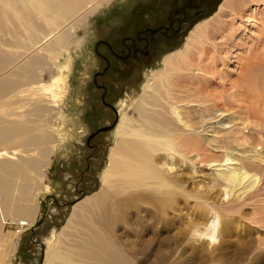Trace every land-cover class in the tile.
Segmentation results:
<instances>
[{"label":"rangeland","instance_id":"rangeland-1","mask_svg":"<svg viewBox=\"0 0 264 264\" xmlns=\"http://www.w3.org/2000/svg\"><path fill=\"white\" fill-rule=\"evenodd\" d=\"M32 1L14 0L12 4L0 0L9 16L7 28L16 29L0 31V58L7 59L0 70V80L6 76L16 79L10 74L21 71L34 55H42V48L53 43L62 48L58 39L68 32V41L57 57L47 61L40 76L46 87L54 82L61 83V86H51L49 93L60 90L63 94L50 101L46 97H36L42 98L41 105L47 107V120L44 111L39 118L46 122L43 133L47 135V141L48 135L52 138L54 150L49 156V167L45 170L41 166L37 171L41 181L37 191L31 192L36 208L32 225L23 226L17 220L0 221L5 232L0 236V264H43L49 242L56 243L76 259L88 261L81 255L80 245L88 249L90 231L73 219L72 223L69 221L73 210L84 204L85 197L95 195L102 187L101 174L108 163L109 149L115 143L119 117L123 113L126 118L137 117L134 104L140 99L145 81L156 76L163 58L184 48L186 39L198 23L212 21L216 15L219 21L227 22L226 27L232 23L233 28H237L224 30V36L217 34L214 39L220 42L229 34L239 43L238 47L230 48L227 62L218 64L219 68L227 70L226 81L236 79L240 56L243 61L257 54L264 61V0H249L243 11H236L238 13L229 7L222 8L221 4H228V0H214L210 9L177 37L169 39L158 35L148 42L146 54L132 50L124 59L113 52L126 54L128 36L137 39V46L142 44L138 40L141 38L135 35L141 29L163 23L170 0H105L91 15H85L89 10L90 0H87L69 18V15L58 16L52 8ZM31 25L36 32L33 41L29 39L33 33L28 30ZM105 42L111 45L113 52ZM254 49L257 53L252 51ZM106 59L109 64L103 70ZM262 65L258 77L264 83ZM23 72L19 75H24ZM98 72L101 73L96 81L105 87L104 100L112 104L116 112L101 101L102 88L94 83ZM58 77H61L60 81ZM31 102L32 98L24 108L16 111L32 119ZM247 104L253 107L252 102ZM254 106H258V113L264 111V105L257 103ZM232 110L226 109L222 115L210 119L206 133L205 130L200 132L204 133L205 143L216 146L219 138L228 140L231 147L227 144L220 148L214 146L208 154L177 148L166 186L170 196L159 193L162 190L153 181L139 188H126L116 195L119 206L115 215L121 213V217H114L111 230L102 228L98 220L89 227L111 236L130 264H264V122L260 121L259 115L244 116L246 112L241 118H234L236 113ZM102 126L109 128L89 138ZM212 126L223 129L212 133ZM234 130L244 133L239 135ZM242 141H245L244 145H237ZM259 159L263 161L262 166L258 165ZM231 169L238 171L237 178L242 179L241 183L238 180L229 183L224 178V171ZM254 177L256 183L250 187L248 184ZM117 181L113 179L111 186ZM213 219L216 226L214 240L200 234L205 223Z\"/></svg>","mask_w":264,"mask_h":264},{"label":"bare ground","instance_id":"bare-ground-1","mask_svg":"<svg viewBox=\"0 0 264 264\" xmlns=\"http://www.w3.org/2000/svg\"><path fill=\"white\" fill-rule=\"evenodd\" d=\"M8 1L14 4V0ZM33 1L52 8L58 16L69 15V18L87 0ZM104 1L90 0L87 5L89 10L87 13L85 12V15H91L96 7ZM228 1V4H221L222 8L225 6L234 12H241L249 0ZM2 7L4 6L0 4V31H16L15 28L12 30L7 28L6 20L9 16ZM218 18L216 15L214 20L210 19L211 22L208 20L200 22L201 24L198 23L186 39L184 48L163 58L161 69L156 73V76L145 81L143 91L141 90L139 93L140 99L134 104L137 109V117L126 118L124 113L119 117L115 129V143L109 149L108 163L101 174L102 187L98 193L89 196L90 198L85 197L84 204L79 209L77 207L73 210L69 221L72 223L73 219L75 223L87 227L90 231L88 249L86 250V247L80 245V253L88 261L76 259L61 250V247L56 243L49 242L44 253L43 264H130L129 259L115 244L111 236L102 231L91 229L92 224L98 220L102 228L111 230L114 225V217H121V213L115 215L119 206V199L116 195L122 193L121 191L126 188L135 189L145 186L148 181L159 184L157 187L162 190L159 193L169 194L166 186L169 184L170 171L175 163V161L173 162L175 150L185 147L193 151L210 152L215 145L207 143V141L205 143L204 133L200 134V132L205 130L206 133L211 123L209 120L222 115L226 109L229 111L233 109V113H236L234 118H241L246 112L247 115L244 116L259 115L260 121L264 122V111L258 113V106H254L257 103L264 105V83L258 77L259 67L262 63V68L264 67V61H261L260 55L257 56L255 53H253L255 55L249 54L251 57L245 58L243 61V57L240 56L237 60L239 69H237L236 79L226 81L224 78L228 77L227 70L219 68L218 64L226 63L230 48L239 45V43L230 38L229 34V38L227 37L225 40L222 38L220 42H215L217 34L224 36V30L234 29L231 22L226 27L227 22L219 21ZM235 29L237 28L235 27ZM28 30L33 31L31 35L29 34V39L35 40L36 32L33 25ZM69 36L70 34L66 32L58 39L62 48ZM58 45L53 43L44 47L41 49L44 51L42 55H34L29 59L25 67L21 69L24 71V75H19L21 71L15 70L10 75L15 76L16 79L13 80L11 77L9 79V76H6L0 80V221L5 223L17 220L21 221L20 224L24 226L32 225L35 220L36 208L32 203L31 192L37 191L40 185L41 180L37 171L41 166L45 170L49 167V156L54 150L52 138L48 135L47 141V135L43 133L46 122L39 118V115L42 116V111H44V118L47 120L48 110L47 107L41 105L42 98L46 97L47 100L57 98V95L60 96L61 93L60 90L59 94L54 90L49 93L51 86H61L60 82H54L55 84H49L50 86L46 87L40 81V76L47 61H52L62 49L57 47ZM53 47L57 50H50ZM252 51L256 52L255 49ZM257 51L259 50L257 49ZM6 62L7 59L0 58V70ZM231 79L233 78L231 77ZM37 96L42 98H36ZM31 98L33 99V102L30 103L31 112H33L32 119L23 116L20 111H16L24 108V104L29 103ZM56 102L55 100L54 105ZM247 102H252L253 107ZM242 107H245L243 108L245 110L241 115ZM241 122L243 123V121ZM234 125L235 127L238 125L237 120ZM212 128V133L223 129L217 128V126L216 128L212 126ZM239 130L234 131L238 132ZM240 133L238 132L239 135ZM244 140L247 141V139ZM216 141L215 148H220L224 147L228 140H219L218 138ZM244 143L245 141H242L237 145H244ZM158 152H162V154L159 155ZM260 159L258 165L262 166L261 162L263 161ZM224 172L226 176L224 178L229 183L237 180L241 183L242 179L237 178L238 171L235 169ZM45 176L44 172V178ZM113 179L119 181L111 186L110 183ZM255 183L256 177L251 179L248 185L252 187ZM43 186L47 188V185ZM111 187L114 188L111 189ZM110 209H114V213L109 212ZM215 217L217 219V216ZM214 219L210 223H205L202 230L200 228L201 235H206L213 240L216 231ZM85 220L89 225L85 224ZM3 229L4 226L0 225V236L5 234Z\"/></svg>","mask_w":264,"mask_h":264},{"label":"flooded vegetation","instance_id":"flooded-vegetation-1","mask_svg":"<svg viewBox=\"0 0 264 264\" xmlns=\"http://www.w3.org/2000/svg\"><path fill=\"white\" fill-rule=\"evenodd\" d=\"M212 1L214 0H170L168 11L164 17V22L161 24H157L154 27H146L145 29H141L135 35L137 38H141L138 40L142 44L137 46V39L130 36L127 37L129 40V44L127 46L126 54H117L113 52L111 45L108 42H105L104 44L111 48L115 56L123 59L127 58L132 50H137L141 54H146L148 52L147 44L149 41L155 40L158 35L169 39L177 37L181 32L184 31L186 27L191 24L193 20L199 18L210 9V7L212 6ZM108 64L109 61L106 59V67L103 70L107 69ZM99 73L101 72H98V74L94 76V83L102 88L101 101L103 102V104L108 105L114 110V106L104 100L106 92L104 85L98 84L96 81ZM114 111L116 112V110ZM100 128H97L93 133L90 134L89 137L96 135L98 133L96 131Z\"/></svg>","mask_w":264,"mask_h":264},{"label":"water","instance_id":"water-1","mask_svg":"<svg viewBox=\"0 0 264 264\" xmlns=\"http://www.w3.org/2000/svg\"><path fill=\"white\" fill-rule=\"evenodd\" d=\"M108 128H109V126H105V127H102V128H100V129H98L96 132H98V131H100V130H106V129H108ZM96 132H95V133H96ZM95 133H94V134H95ZM89 138H90V137H89ZM89 138H88V139H89Z\"/></svg>","mask_w":264,"mask_h":264}]
</instances>
